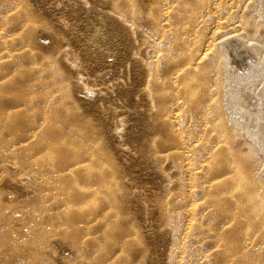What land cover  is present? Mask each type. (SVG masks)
I'll list each match as a JSON object with an SVG mask.
<instances>
[{
    "label": "rangeland",
    "instance_id": "1",
    "mask_svg": "<svg viewBox=\"0 0 264 264\" xmlns=\"http://www.w3.org/2000/svg\"><path fill=\"white\" fill-rule=\"evenodd\" d=\"M58 1L0 0V264H264V120L263 134L252 120L250 131L239 126L227 66L229 56L252 74L264 67V0L162 10L151 0H75L88 1L81 28L103 12L115 24L114 10L136 22V49L121 33L110 72L119 104L129 101L119 111L129 115L124 147L74 96L35 109L42 96L32 89L59 75L73 83L47 58L64 39ZM174 39H204L197 74L187 65L174 75L188 59ZM240 43L249 50L240 54ZM134 61L150 68V93H129ZM257 104L264 111V93Z\"/></svg>",
    "mask_w": 264,
    "mask_h": 264
},
{
    "label": "bare ground",
    "instance_id": "2",
    "mask_svg": "<svg viewBox=\"0 0 264 264\" xmlns=\"http://www.w3.org/2000/svg\"><path fill=\"white\" fill-rule=\"evenodd\" d=\"M8 1L9 0H7V2ZM182 1L183 2H181L180 0H151V3L158 5L159 9L162 10L165 8L166 5H171L170 4L171 2L173 3L177 2L181 4V3H187L188 0H182ZM197 1H201V0H197ZM143 2L146 1L143 0ZM222 2L223 0L220 1L217 0V2L214 4H218ZM56 3H58L59 7L54 12L53 19L58 21V24L61 27V31L64 33V39L62 44L59 45V47L53 52V54H48L47 58H49L50 61L51 60L60 61L65 68L64 70L68 71L69 75L73 78V83L72 85L71 84L64 85L63 83L66 81L67 78L64 77L63 75H59V79H56L53 76L54 78L53 81H49V82L44 81L38 90L32 89L31 90L32 93H41L42 96V99L39 100L38 103H36L35 109L38 113L45 114L48 111L50 112L52 110L57 109L59 105L64 104L65 99L67 97L74 96L77 100H80L82 103L88 104L87 105L88 107L85 108L86 113L95 110L100 114V119L102 120V128L103 129L107 128L108 130L116 134L118 136V139L119 140L121 139L120 143L124 147L126 146V142L124 141V135L120 132L119 129L123 128L125 119L129 115H127V113H122L119 111L121 107L129 106L128 103L129 101L122 102L121 105L119 104L118 101L123 99L125 94L122 92L118 93L116 91L115 84L113 81L116 80L119 76L110 75V72L113 70L114 65L117 63L116 57L118 56L119 42H120L119 37L121 36V33H124L125 31L129 32V36H130L129 44L131 46V49L132 50L136 49L134 43L137 40L138 29L134 17L132 14L121 13V10L119 12L118 10H114L110 8L114 10V12L116 11L115 12L116 14L118 13V16L115 20V24L113 23L111 18L108 17L103 12L97 14L96 22L93 25L89 24L88 21H86L83 24L84 28H81L80 18L84 14V12H81V10L87 11L85 5L88 3V1L83 5L84 7H82V9L79 7L78 3L75 0H59ZM99 5L102 8L107 7L104 3H100ZM209 37L211 38V36ZM176 40H180L181 44L179 49L183 51V53L185 52L187 54L188 59L185 60V62L182 61V63L178 62V68L174 72L175 73L174 75H176V72L180 73L181 71H183L184 70L183 68H185L187 65H191L193 67V70H191L190 72H195L197 74L200 70L199 58L201 56V45L203 44L204 39H174L173 41ZM212 40L210 41L206 40L205 42L207 45L211 46L213 45ZM238 48H241L240 54H243L245 53V51L249 50L244 43H240L238 45ZM229 58L230 57L227 56L228 59L227 66L230 70L229 77L230 79H233V81L231 87L229 88L231 100L230 102H228V104L233 107V110L236 111L240 127L249 130L247 127V123L250 120H252L254 126L257 127L258 132L262 133L263 125H261V122L264 120V111H262L263 109L261 107H258L257 101L259 96L262 97L264 93V88L262 92L258 95L255 94V90L257 89L258 84L264 82V67L257 69V71L254 74H252L253 72L246 71L247 66L244 65V68H238L239 65L236 66V62H234L233 59H229ZM132 65H133L132 74L134 75V80L133 83L131 84V89L129 90V93L133 95L137 94L138 92L137 90L140 87H146L147 91L149 92L150 91L149 77L151 75L149 71L150 68L148 66H145L146 68L148 67L149 69L145 68L143 70V65L139 61H134ZM53 66L56 67L55 64ZM124 66L125 69L127 70L126 75L128 76V74L130 73L129 61L126 59L124 61ZM58 70L54 73V75L58 72ZM241 70L243 72H240ZM47 77L44 78L47 79ZM175 78L169 79L167 85H171L174 82H177ZM196 87H197V83H196ZM23 96L26 97L27 94L25 96L24 93ZM181 98L183 97L179 96L176 97L175 100L172 99L173 104L177 100L179 101ZM255 105H257V108H255ZM174 119L176 120L177 118L175 117ZM179 129H174V131L179 133L180 135L181 131L179 132ZM184 141L185 140L183 136L181 135L178 136L179 144L183 143ZM187 143L188 142H186V144ZM193 143L196 144L197 139L194 140ZM56 170L58 171L59 169ZM52 183L54 185L50 186V188L48 189L51 191H55L54 195H56L57 193L56 190L58 189V184H57L58 182L53 179ZM133 264H137V263H133Z\"/></svg>",
    "mask_w": 264,
    "mask_h": 264
}]
</instances>
